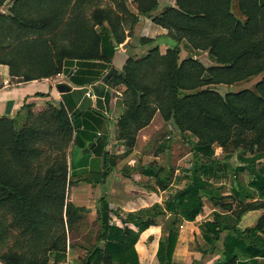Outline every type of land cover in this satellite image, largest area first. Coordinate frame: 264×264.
<instances>
[{
	"label": "trees",
	"instance_id": "obj_1",
	"mask_svg": "<svg viewBox=\"0 0 264 264\" xmlns=\"http://www.w3.org/2000/svg\"><path fill=\"white\" fill-rule=\"evenodd\" d=\"M113 1L121 13L110 5L101 6L103 0H0V6L9 3L7 11L0 10V64H8L10 73L23 79L67 74L75 66L68 79L77 87L64 93L65 103L49 104L37 113L26 111L22 125L18 124L20 113L0 116V231L5 230L10 215L28 248L27 253L2 251L0 260L5 264H46L50 251L55 253L54 264H62L66 230L80 219L81 210L80 205L65 201L67 184L79 176L103 183L120 156L132 151L137 130L159 111L166 121L173 119L174 125L168 139L155 143L157 151L168 147L175 130L189 138L190 163L175 177L176 183H185L172 188L169 166L156 161L123 166V175L135 171L147 175L160 189L169 188L168 196L163 205L154 202L126 212L120 226L110 221V213L116 210L102 189L95 242L85 248L80 264H140L135 249L139 234L166 211L171 215L165 221L156 258L158 264H179L173 251L180 225L202 211L203 198L232 210L213 183L227 167L235 180L230 196L239 197L236 219L230 221L229 213L215 210L212 219L200 223L202 236L211 251L221 241V255L212 264H260V259L264 261V213L252 225L240 227L236 222L247 210L264 206V0H174L154 16L151 12L159 0H134L136 13L129 10L126 0ZM139 15L152 16L189 53L181 58L176 48L160 52L152 47L139 57L129 56L118 73L106 80L111 86H123V110L115 122V138L126 149L117 155L105 148L106 137L98 131H107L104 113L97 107L77 105L74 93H85V85L100 80L112 67L115 46L126 36L121 22L130 23L127 33L131 35ZM149 40L140 38L141 42ZM202 51L211 64L196 57ZM258 73L262 76L254 89L222 93L214 86ZM97 93L106 101L110 98L103 89ZM97 137L96 144L83 151ZM44 141L58 153L54 158L46 155V161L39 162L40 167L46 165L43 174L41 169L35 174L29 162L43 153L39 144ZM70 142L79 148L80 157L68 164L64 149ZM214 144L227 153L217 157ZM239 145L248 146L251 154L238 153L240 163L230 165L229 152ZM245 169L251 177L242 184L236 178ZM255 193L262 201L245 200Z\"/></svg>",
	"mask_w": 264,
	"mask_h": 264
},
{
	"label": "crops",
	"instance_id": "obj_2",
	"mask_svg": "<svg viewBox=\"0 0 264 264\" xmlns=\"http://www.w3.org/2000/svg\"><path fill=\"white\" fill-rule=\"evenodd\" d=\"M128 8L130 11L136 13V5L134 0H126ZM7 5L9 3H5ZM174 0H159V3L155 9L152 10V16L157 15L166 5H173ZM4 5V4H3ZM3 5L0 6V10L3 11ZM110 5L116 12L121 13L117 8H115V2L113 0H103L101 6ZM152 16L150 15H139L138 21L133 26V33L128 35L127 31L129 28V22L122 21L121 26L123 28L124 33L126 34L124 40L115 46V51L111 58L112 66L116 67L118 71L124 65L126 59L129 56L139 57L141 54L146 52L148 49L152 47H158L160 52H165L167 48H176L179 50L180 57H184L187 55V51L183 48V42L178 43L175 39L167 35V29L162 27L161 25L155 23L152 20ZM156 24V26L152 27L151 32L148 30L149 23ZM107 24V23H104ZM94 28L97 30L100 29L98 24H95ZM141 37L150 38L147 42H141ZM179 45L180 48L177 46ZM201 53V54H200ZM196 55V57L201 60L203 63L204 60L202 58H206L211 62L210 58L207 55L206 51H202ZM192 55V54H190ZM202 57V58H201ZM208 65V63H205ZM75 66L72 67V72L74 71ZM118 73V72H117ZM116 73V74H117ZM57 76L55 78V82L66 79L71 84V89L68 91L60 92L55 88V82H50V79L53 76ZM64 72H58L51 76H41L32 79H23L20 75H15L10 73L9 65L6 63L0 64V116L8 115L15 116L17 113H20L18 124L23 123L24 116L26 111L30 110L32 112H37L43 110L47 105H59L61 102H64L65 94L71 92L73 89L77 88L73 83H71L66 77ZM102 78L100 80L91 82L84 86L85 93H74V97L78 99L77 105H82L84 107L90 105L91 107H97L100 109L108 121L106 124L107 131L98 130L99 133L102 132L103 136L106 137L105 148H108L113 142H118L119 146L124 147V143L122 140H118L115 137L116 131V119L120 115L123 110V102L117 101V98H122V84H118L115 86H111L105 83ZM98 90L108 91L110 98L108 101L105 100L104 95L97 93ZM158 111H155L153 114V118L151 122L137 130L135 145L138 141L142 140L145 142H151L154 140L155 136H153V130L150 128L148 130V126L153 122ZM97 131V132H98ZM74 135V130H73ZM72 142V141H71ZM69 143V145L71 144ZM135 145L132 148V151L129 152L125 156H120L117 160L120 162H126L128 165H120L116 168V165L108 170L104 176V181L101 183L103 190L105 191L106 199L109 201L111 208L116 210L114 213H110L111 222L117 225H122L121 219L125 217V213L128 211H135L139 208H145L152 205L154 202H159L160 204H164L165 198L168 196L167 189H160L154 182L147 183L149 188L145 185V183H140L139 178H145L144 180H149L147 175L141 174L139 172H131L130 176H125L121 173V169L123 166H134L135 157L134 154L137 153V149ZM120 150H116V152H120ZM124 150V148H123ZM76 152V151H75ZM115 152V153H116ZM123 152V151H122ZM94 154L91 153L90 157H93ZM80 153H75L73 159L79 158ZM66 158H68V154L66 153ZM68 164L70 161H68ZM125 168V167H124ZM176 173L173 174V179H171L170 185H174L176 187L181 186L185 183V180L176 183L175 177L180 174L178 168H176ZM115 172H119V176L125 177L129 180V182H123L116 185L113 183H117L116 181L121 180L117 178ZM149 182V181H148ZM168 191H170L168 189ZM205 199L203 198V209L202 211L195 217L194 220H183L178 233L177 243L175 245L173 251V259L179 264H192L193 260L196 258H200L203 255V252H195L194 250L188 249V244L184 242L187 234L196 233V237L198 240L202 239L206 242L209 247L206 251L210 254L206 257L210 256L216 251H219L220 248L216 247L214 250L210 249V244L205 241L202 236L200 223L202 220L212 219V216H206L203 212L205 210ZM209 200V199H208ZM213 205V203H212ZM212 211L217 210L222 212L220 209H216L215 205L212 206ZM118 213V214H117ZM223 213V212H222ZM248 213L252 214L257 218L262 212L259 213V208L250 209L244 212L241 215L240 222L236 224L240 227H245L250 224H246L241 226V221L244 220ZM170 212L166 211L165 214L158 215L155 217L156 222L154 224L149 225L145 229H143L139 237L135 243V249L138 254L140 264H157L156 258V250L158 247L159 240L164 235V224L167 218L170 216ZM132 228L136 229L137 227L133 224H129ZM72 233V234H71ZM66 230V242H65V256L60 259V263L62 264H80L86 254V247L93 244L95 242V237L97 233V226L93 233H91L90 242L81 243L76 241L81 238L80 235L74 236L73 232ZM74 236V237H73ZM23 245L17 246L15 249L10 248L18 253H27V241L22 242ZM185 243V244H184ZM182 248H185V252L182 253ZM218 248V249H217ZM207 252V253H208ZM47 255H49L50 259L46 264H54L53 262V254L54 252L47 251ZM190 253V254H189ZM50 254H52L50 256ZM55 254V253H54ZM199 255V256H198ZM198 264L200 262H197ZM0 264H5L2 260H0Z\"/></svg>",
	"mask_w": 264,
	"mask_h": 264
},
{
	"label": "rangeland",
	"instance_id": "obj_3",
	"mask_svg": "<svg viewBox=\"0 0 264 264\" xmlns=\"http://www.w3.org/2000/svg\"><path fill=\"white\" fill-rule=\"evenodd\" d=\"M5 5L7 4L3 5V8H2L3 11H7ZM148 25H149L148 30H150V32H151L152 27L156 26V24H152L151 22ZM185 50L187 51V54H188L189 53L188 49L185 48ZM199 53L200 52H198L197 54ZM202 59L204 60L205 63L211 64V62L208 61L206 58L205 59L202 58ZM261 76H262V73H258L246 79H243L241 81L234 82L232 84L218 83V84H215L214 86L217 88V90H219L222 93H224L227 90H238L244 87H249V88L254 89L255 83L261 78ZM55 78H57L56 75L50 79V82H55ZM117 101H121V98L120 99L117 98ZM37 112H34V113H37ZM19 125H22V123L21 124L19 123ZM150 128L154 131L153 136H155V138L151 142H145V141L140 140L136 143V145L134 144L137 149V153L134 154V157H135L134 163L146 164V163H150L151 161H156L157 163L161 165H168L169 172L172 175L171 179H173V174L174 172L176 173L177 171L176 168H178V170L181 171L180 170L181 167L188 166L190 163L192 153L190 151V145L186 140L188 136L181 135V133L175 130L176 133L172 136L171 140L168 142V147H166L165 150L163 151H157V144L155 143L159 142L160 140L168 139V134H171V132H169V129L171 128V121L168 122L164 118H162L161 114L158 111L155 118L153 119V122L148 126V130ZM118 144H119L118 142L111 143L112 146L108 148V151L113 154L121 155L123 153L122 151L126 149V146L124 145V147H121ZM39 148L42 150L43 153L39 157L36 155V157H33L34 159L30 160L29 162V164L33 166V172L35 174L38 171H40L39 169H41V174H43V171L45 170L46 165L43 164L40 167L39 162H43V159L46 161V155L50 154V156L54 158L56 153H58V149H56L54 145H47L45 141L44 143L39 144ZM65 148L66 149H64V152L68 154V158H67L68 161H70L74 157L75 153L79 152V148H76L72 144L66 146ZM61 149L63 150V147H61ZM119 149H122V150H120V152H116V150H119ZM214 149H215V155L217 157H223L224 154L227 153L225 150H223L222 146L218 144H214ZM39 152L40 150L38 151V153ZM229 153L231 157L229 158V160H227L228 163L230 165H237L238 163H240L237 157V154L244 153L246 155H249L251 154V151L248 146L239 145L236 147H232ZM261 160H264V158H262ZM123 164L128 165L126 162L118 161L116 168H118V166L123 165ZM223 171L225 172V174L221 175V177L219 178L213 179V183L215 186L218 187V191L221 194L225 195V198H223V201H227L231 203L232 210H227L221 207L220 205H215V207L216 209H220L223 213L224 212L229 213V215L231 216L230 221H233L234 219H236L235 211L238 210V208L236 207L239 201V197L235 194H232L230 196V194L232 193L231 191L232 185L235 183L234 177L231 173L232 170L227 167L225 169H222L221 173ZM115 175L117 176V178H120L121 180L116 181L117 183H113V185L123 183L124 181L129 182L127 178L119 176V172H115ZM250 177H251L250 172L247 169H245L243 171H240L237 174L236 181L241 182L242 184H246L247 181L250 179ZM71 178L74 179V177H71ZM139 179H140L139 180L140 183H145L147 188H149V185H151V184L148 185L147 183L154 182L152 178H149V180H144L145 179L144 177L142 179L141 178ZM172 186L175 187L174 185H171V187ZM102 189L103 188L101 186V183H91L87 180H84L83 176H79L78 178L71 180V182L67 184L66 189L64 191L65 201H72L73 203L81 206L80 219H76L75 220L76 224L74 223L72 228L67 229L69 230L70 233L72 231L74 236H77V235L81 236V238L76 241H79L81 243H84V241L90 242L91 233L94 232L97 226L96 208L98 204V199L100 195L102 194ZM168 189L169 188H167V192L169 193ZM245 200L246 201H254V200L262 201L260 200V198L258 197L256 193L254 194L253 197L245 199ZM212 206H214V204L212 205V202L210 201V199L209 200L205 199V210L203 213L206 216H210V217L212 216L213 212L215 211V210L213 211L211 210ZM0 211L2 212L1 207H0ZM260 211L264 213V206L259 208V213ZM10 217H11L10 215L6 217L7 225L4 226L5 230L4 231L1 230L2 232L0 231L1 239H2L0 240V252L10 250V248L15 249L17 246L23 245L22 242L24 238H23V234L21 233L22 230H20L19 227L14 225L13 222L11 223L12 220L10 219ZM258 217L255 218L254 215H252L251 213L250 214L248 213V215H246L244 220L241 221V226H244L250 223H251L250 225L254 224L256 220L258 219ZM240 219L241 217L237 219V223L240 222ZM223 234L224 232H222V235ZM184 242L188 244V249L194 250L195 252L196 251L203 252V250H205L203 252V255L200 258H196L193 260L192 264H198L197 262H200L199 264H212V262L215 261L217 258H219L221 255V252L219 250V251L214 252L210 256L206 257L207 255L210 254L208 251H206L209 245L206 242H204L202 239L198 240L195 232L191 234H187L186 238L184 239ZM217 243H218L217 247L220 248L221 241L219 240ZM182 249H183L182 253H184L185 248H182ZM260 264H264L263 259H260Z\"/></svg>",
	"mask_w": 264,
	"mask_h": 264
},
{
	"label": "water",
	"instance_id": "obj_4",
	"mask_svg": "<svg viewBox=\"0 0 264 264\" xmlns=\"http://www.w3.org/2000/svg\"><path fill=\"white\" fill-rule=\"evenodd\" d=\"M118 72V69L114 66L110 67L105 73L104 75L102 76V80L103 81H106L110 76H113L115 75L116 73ZM72 73V70H70L67 74H66V77H68L70 74ZM65 77V78H66ZM55 88L60 91V92H63V91H68L71 89V84L68 82V80L66 79H62V80H59L57 82H55ZM174 125V122H173V119H171V125ZM175 128V126H174ZM99 139V137H97L94 141H92L88 146L84 147L83 148V151H88L89 149H91L95 144H96V141ZM104 160H105V154L103 153L102 155V163H104Z\"/></svg>",
	"mask_w": 264,
	"mask_h": 264
},
{
	"label": "built area",
	"instance_id": "obj_5",
	"mask_svg": "<svg viewBox=\"0 0 264 264\" xmlns=\"http://www.w3.org/2000/svg\"><path fill=\"white\" fill-rule=\"evenodd\" d=\"M158 264V263H157Z\"/></svg>",
	"mask_w": 264,
	"mask_h": 264
}]
</instances>
